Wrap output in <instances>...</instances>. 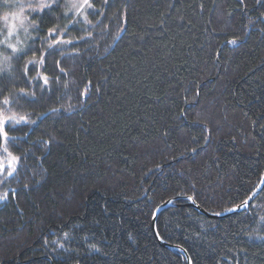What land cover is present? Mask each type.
Wrapping results in <instances>:
<instances>
[{
  "label": "trees",
  "instance_id": "obj_1",
  "mask_svg": "<svg viewBox=\"0 0 264 264\" xmlns=\"http://www.w3.org/2000/svg\"><path fill=\"white\" fill-rule=\"evenodd\" d=\"M66 1L0 0V264H186L170 198L192 264H264V185L183 198L263 175L264 0Z\"/></svg>",
  "mask_w": 264,
  "mask_h": 264
},
{
  "label": "rangeland",
  "instance_id": "obj_2",
  "mask_svg": "<svg viewBox=\"0 0 264 264\" xmlns=\"http://www.w3.org/2000/svg\"><path fill=\"white\" fill-rule=\"evenodd\" d=\"M51 0H23L20 4L13 6V10L3 17L2 23L5 27L15 28V30H21L25 25L27 26L28 22L25 17V11L33 9L36 6H43L47 4ZM67 9L71 14H75L84 17L86 9L89 7V0L85 3V0H67ZM14 31V30H13ZM9 31L7 36L11 39L15 38V32ZM10 33V34H9ZM13 34V35H12ZM10 39V40H11ZM12 46V42L8 43ZM4 155H0V174H8L14 169L15 159L7 153H3Z\"/></svg>",
  "mask_w": 264,
  "mask_h": 264
},
{
  "label": "water",
  "instance_id": "obj_3",
  "mask_svg": "<svg viewBox=\"0 0 264 264\" xmlns=\"http://www.w3.org/2000/svg\"><path fill=\"white\" fill-rule=\"evenodd\" d=\"M264 185V172H263V175L260 179V181L258 182L257 186L255 187V189L251 192V194L241 203L223 211V212H220V213H210V212H207L205 211L203 208H201L193 199H189L190 196H183V198L185 200H187V205L195 208L196 210H198L200 213L208 216V217H214V218H220V217H224V216H228L230 214H233V213H236V212H240L242 210H245L248 208V206L250 205L251 201L255 198V196L259 193V191L261 190V188L263 187ZM192 198V197H191ZM247 201V205L245 206L244 202ZM174 205V199L173 198H170V199H167L166 201H164L163 203L159 204L154 212H153V215H152V230H153V233L157 239V241L159 242L160 245L164 246L165 248H168V249H176L178 251H180L183 255V257L185 258V261H186V264H192L191 262V259L190 257L188 256V254L186 253V251L178 246V245H172V244H169L167 242H165L164 240H162L158 234H157V231H156V217L158 215V213L164 209V208H167L169 206H173Z\"/></svg>",
  "mask_w": 264,
  "mask_h": 264
},
{
  "label": "snow or ice",
  "instance_id": "obj_4",
  "mask_svg": "<svg viewBox=\"0 0 264 264\" xmlns=\"http://www.w3.org/2000/svg\"><path fill=\"white\" fill-rule=\"evenodd\" d=\"M85 3H87V0H85ZM91 6V5H89ZM230 43H235V41H230ZM6 135V134H5ZM13 159H15V157H13ZM12 173H9V175H11ZM5 197H6V194H5ZM5 197H0V199H4ZM189 199H192L191 197H189ZM245 206L247 205V201L244 202Z\"/></svg>",
  "mask_w": 264,
  "mask_h": 264
}]
</instances>
